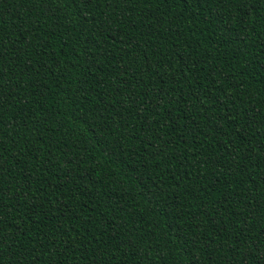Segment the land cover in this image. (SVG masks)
<instances>
[{"label": "trees", "instance_id": "16d2710c", "mask_svg": "<svg viewBox=\"0 0 264 264\" xmlns=\"http://www.w3.org/2000/svg\"><path fill=\"white\" fill-rule=\"evenodd\" d=\"M0 38V264H264V0H0Z\"/></svg>", "mask_w": 264, "mask_h": 264}, {"label": "snow or ice", "instance_id": "6c2138e0", "mask_svg": "<svg viewBox=\"0 0 264 264\" xmlns=\"http://www.w3.org/2000/svg\"><path fill=\"white\" fill-rule=\"evenodd\" d=\"M84 3H91V0H83ZM120 2H122V0H116V3L119 4ZM185 2H187V0H185ZM206 2V0H205ZM217 2L221 3L222 6H224L225 8H227L230 5H235L238 9L242 8L244 4L248 3L249 0H217ZM196 3L199 4L200 0H196ZM164 16L167 15V13L165 12L163 14ZM241 15H247V13H241ZM222 19V18H221ZM229 31H231V29H229ZM0 41H2V38H0ZM0 46H2V44H0ZM3 73L0 72V76H2ZM101 132H103V129H101ZM240 159V155L239 153L235 154V156L233 157L234 162L238 161ZM215 188V185H213V189ZM142 195V193H141ZM0 198H2V196H0ZM169 207H171V204H169ZM218 211V209H217ZM243 231V230H242ZM8 237L5 235H0V245L3 244V241L6 240ZM74 237H70L69 238V242L65 245V248L67 249H71L73 247L72 244V240H74ZM247 239H251V237H247ZM97 243H100V241H97ZM187 243V242H185ZM9 250H11V248H9ZM119 249H117L118 251ZM0 251H3L2 247H0ZM260 255H264V249H257L256 250ZM111 259H115V254L113 253L111 256Z\"/></svg>", "mask_w": 264, "mask_h": 264}]
</instances>
